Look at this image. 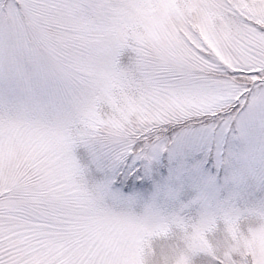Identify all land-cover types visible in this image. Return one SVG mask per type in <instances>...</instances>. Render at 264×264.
Instances as JSON below:
<instances>
[{
    "label": "snow or ice",
    "instance_id": "1",
    "mask_svg": "<svg viewBox=\"0 0 264 264\" xmlns=\"http://www.w3.org/2000/svg\"><path fill=\"white\" fill-rule=\"evenodd\" d=\"M0 264H264V0H0Z\"/></svg>",
    "mask_w": 264,
    "mask_h": 264
}]
</instances>
